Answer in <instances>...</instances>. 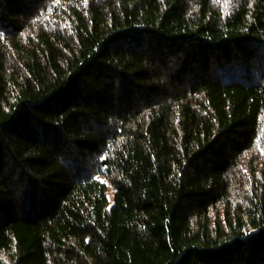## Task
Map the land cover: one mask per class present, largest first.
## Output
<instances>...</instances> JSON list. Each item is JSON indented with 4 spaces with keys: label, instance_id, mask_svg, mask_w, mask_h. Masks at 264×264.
I'll use <instances>...</instances> for the list:
<instances>
[{
    "label": "trees",
    "instance_id": "1",
    "mask_svg": "<svg viewBox=\"0 0 264 264\" xmlns=\"http://www.w3.org/2000/svg\"><path fill=\"white\" fill-rule=\"evenodd\" d=\"M0 264H264V0H0Z\"/></svg>",
    "mask_w": 264,
    "mask_h": 264
},
{
    "label": "rangeland",
    "instance_id": "2",
    "mask_svg": "<svg viewBox=\"0 0 264 264\" xmlns=\"http://www.w3.org/2000/svg\"><path fill=\"white\" fill-rule=\"evenodd\" d=\"M108 196H109V206H111L114 202V193H115V189L113 188V186L111 184H109L108 189Z\"/></svg>",
    "mask_w": 264,
    "mask_h": 264
}]
</instances>
